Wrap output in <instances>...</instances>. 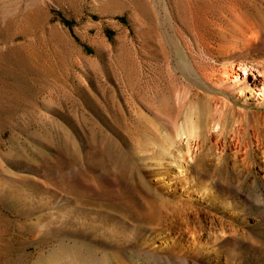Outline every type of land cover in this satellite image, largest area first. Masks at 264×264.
Segmentation results:
<instances>
[{
	"label": "rangeland",
	"instance_id": "rangeland-1",
	"mask_svg": "<svg viewBox=\"0 0 264 264\" xmlns=\"http://www.w3.org/2000/svg\"><path fill=\"white\" fill-rule=\"evenodd\" d=\"M30 5L31 0H0V186L26 191L31 205L20 210L0 193V264H36L39 255L75 243L83 253L112 256L115 264H182L184 258L189 264H256L248 247L262 240L264 216L246 210L245 202L264 190L255 173L207 154L183 176L173 166L162 168L172 186L167 195L189 198L201 211L186 221L162 212L158 196L110 159L114 140L135 145L143 136L144 123L133 108L140 55L136 7L117 0H42L34 20ZM156 5L176 74L237 110L264 113L260 74L220 85L225 62L219 57L208 60L216 79L188 76L182 62L193 60L174 40L170 22L178 0ZM53 27L60 37L55 54ZM148 55L145 69L153 76L160 64L150 50ZM41 117L53 118L54 126ZM158 127L166 131L160 122ZM206 182L210 189L204 193ZM89 227L124 236L125 247L112 249ZM149 248L160 257L141 251Z\"/></svg>",
	"mask_w": 264,
	"mask_h": 264
},
{
	"label": "bare ground",
	"instance_id": "bare-ground-1",
	"mask_svg": "<svg viewBox=\"0 0 264 264\" xmlns=\"http://www.w3.org/2000/svg\"><path fill=\"white\" fill-rule=\"evenodd\" d=\"M117 2L131 8L135 6L137 11L134 10L140 37V55L136 64L139 86L137 103L133 108L144 125L142 141L138 144L114 140L109 148L113 164L128 172L130 177L140 179L146 188L158 196L162 212L179 215L186 221L200 217L201 211L189 198L167 195L172 186L170 180L162 176V168L173 166L183 176L186 170L195 167L200 156L207 154L217 162L232 159L235 165L239 164L255 173L264 182V113L237 110L224 97L211 95L203 86L195 89L176 74L169 40L160 30L158 21L159 9L156 4L164 0H135V5L125 4L123 0ZM41 3L42 0H31L29 12L34 20L40 16ZM173 14L170 22L174 40L183 46L193 60L182 62L188 76L197 81L216 79V71L208 60L219 57L225 62L222 76L217 78L220 85L232 81V78L241 80L247 75L264 76V0H178ZM49 41L55 54L60 37L54 27L50 31ZM149 50L152 54L150 57L156 58L160 64V70L153 76H148L145 69L147 60L144 57H149ZM248 57L255 60L249 61ZM236 64V70L240 73L235 70ZM258 66L261 72H258ZM41 119L51 126L55 124L53 118ZM158 122L166 128L165 132L160 130ZM155 173L159 177L153 182L150 175ZM209 189L210 183L206 182L202 191L207 193ZM0 193L18 203L20 210L31 207L26 191L0 186ZM253 198L246 199V210L253 214L260 212L264 216V190ZM226 205L231 207L228 201ZM88 230L93 236L105 237L112 249L125 247L120 234L104 231L96 234V229L91 227ZM193 230V227H188L191 234ZM259 236L262 240L256 239L248 250L256 264H264V229ZM141 251L153 257L161 255L151 248ZM166 259H169L168 263H174L170 255H166ZM181 261L182 264L190 263L185 258ZM36 264L115 262L112 256L97 257L83 253L75 243L64 244L49 256L39 255Z\"/></svg>",
	"mask_w": 264,
	"mask_h": 264
}]
</instances>
